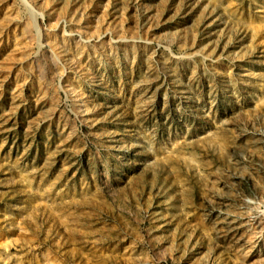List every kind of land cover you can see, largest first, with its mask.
Returning a JSON list of instances; mask_svg holds the SVG:
<instances>
[{"label":"rangeland","instance_id":"1","mask_svg":"<svg viewBox=\"0 0 264 264\" xmlns=\"http://www.w3.org/2000/svg\"><path fill=\"white\" fill-rule=\"evenodd\" d=\"M0 264H264V0H0Z\"/></svg>","mask_w":264,"mask_h":264}]
</instances>
